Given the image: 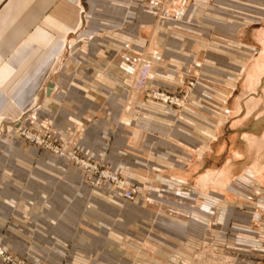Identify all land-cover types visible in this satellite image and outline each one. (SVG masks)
<instances>
[{"label":"crops","instance_id":"crops-1","mask_svg":"<svg viewBox=\"0 0 264 264\" xmlns=\"http://www.w3.org/2000/svg\"><path fill=\"white\" fill-rule=\"evenodd\" d=\"M144 65L146 86L137 90ZM254 65L258 81H245V93L264 75V0H163L160 7L149 0H0V232L11 220L45 225L47 239L31 247L42 264H202L196 259L205 246L183 221L212 233L233 224L236 199L252 218L264 209L262 140H247L251 162L216 171L229 156L231 127L223 133L222 122L264 101L238 99L237 111L230 101L237 76ZM155 88L177 95L186 88L184 107L151 100ZM31 114L50 123L55 143L68 145L64 173L56 156L17 135L14 123ZM74 153L143 192L146 201L127 209L139 219L133 232L118 217L121 190L85 188ZM38 157L49 172L28 183L65 184L69 195L55 187L47 193L61 210L25 213L9 203L22 191L10 185L26 184ZM241 227L249 236L236 240L241 249L260 252L264 228Z\"/></svg>","mask_w":264,"mask_h":264},{"label":"rangeland","instance_id":"rangeland-1","mask_svg":"<svg viewBox=\"0 0 264 264\" xmlns=\"http://www.w3.org/2000/svg\"><path fill=\"white\" fill-rule=\"evenodd\" d=\"M149 2L151 3V0H149ZM255 65H256V62H255ZM255 65L253 66V68H250L248 70V72H251V74L253 73L256 76L254 79V83L258 81V75L260 73V72L255 73V69H254ZM246 79H247V75L245 76V74L242 77L237 76L235 88L233 90V95L230 101L233 99L232 100L233 102L236 100V98H241L239 100L240 102L242 101L243 103V102L249 101L250 99L259 100L261 98H264V75L261 77L260 83L258 84V86L253 92L245 93L246 86L244 82L246 81ZM190 83L192 82H186L187 88L190 87ZM260 85L261 87H259ZM185 91H187L186 88L184 90V93H182L179 96L188 95L186 94ZM240 95H242V97H240ZM187 98H186V101H187ZM186 101L184 102V105ZM263 102L264 101H261L258 105H254V106L251 105L253 107V111L249 112L250 114L246 112V108L242 107L240 112L238 113L232 112L233 115L229 114L228 118H226L225 121L222 122L223 123L222 125L223 133L224 131H226L228 128L231 127L230 134L228 136V142H226V146L228 147L229 156L223 168L217 169L216 171H222V170H225V168L231 166L232 171L234 172L236 161L249 160L251 162L252 158H254L255 155L253 153H250V154L245 153L247 151V140H253L254 142L255 140L256 141L262 140V145H263L262 150H263V155H264V103ZM27 117L29 118L30 116L26 115L25 118ZM34 126L33 125L28 126L26 132H29L31 134L30 135L31 137L32 135L33 136L40 135L43 139L46 138L48 140L47 143H51V147H54L55 149L59 150V153H55L53 150H51L48 147L38 146L37 144L31 142L28 139L24 140L26 142V145L36 147V148H41L43 152H45V154L43 155L51 154V155L56 156L57 165L61 166V169H63L59 172L64 173L65 171V167H63L64 164H70V162H67L64 159V157L68 155L67 154L68 145H63V144L59 145L58 143H55L54 141L55 138L52 136V133L50 132L49 127L40 126L37 130H35ZM47 132L51 133L49 137H46ZM20 138L24 139L23 137H20ZM230 150L233 152L231 153ZM243 152H244V156H242ZM74 154L78 155L77 153H74ZM79 158L82 160H85L81 158V156H79ZM257 159L258 158H256V161ZM43 160L46 161L47 159L43 158ZM38 164H40L39 157L36 159V164L31 169L30 174H28L27 176L26 184L22 186L10 185L11 190L13 189V187H16V188L21 187L22 191L21 193H19L18 200H16L15 202L11 201L9 203L10 204L15 203L14 209L25 208L27 210L25 211V213H28V210L32 208L49 209L53 207L55 210L57 209L61 210L62 207L59 206L60 204L59 205L55 204L54 206H51L50 204L51 201L49 200L47 195L50 193L52 194V191H54V189L61 196L69 195V189L65 184H58V185L55 184L53 186H51V184H45V185H38L37 188L36 187L34 188V185H30L28 183L31 179L35 178V174L40 175V176H45L46 174L45 172L46 171L49 172L48 169L46 170L43 167L39 168ZM240 164L241 163L239 162L238 165ZM100 165L102 166V169L104 171L114 172L115 174H117L119 177L118 178L119 181L123 183V188L131 189L135 187L137 190V195L132 200H125V199L121 200L122 201V205H121L122 211L118 215V217L122 221H127L128 232H133V230L136 229L139 219L130 217V215L128 214V210L132 212L136 204L139 205L143 203L144 201H146V198L143 196L144 195L143 192L139 190V187L128 185L125 179L121 177L118 173L113 171L112 168L106 165H103L102 163H100ZM77 168L81 169L78 166ZM239 170L240 168L238 169V171ZM208 171L210 170H207L205 173H207ZM240 174H237L236 175L237 177L235 176V180L233 184L236 188L240 189L239 193L242 188L240 184L241 180L238 179ZM250 175L251 174H249V177ZM262 176L263 174L259 177L262 178ZM83 185L85 188H89L91 191L94 189L102 188L104 186L108 187L113 192L115 191L117 192V190H121L120 188H117L114 185H109L108 183H105L100 187L91 186L88 180L85 178V176L83 178ZM53 187L55 188L53 189ZM235 201L236 202H234L233 204V211H231L230 216L232 218L233 224H235V226L237 225L238 227H232L233 224H230L229 228H222L221 226L215 227L214 232L211 233V232L205 231L206 226H203L200 223L191 224L188 221L189 219H187L186 221H183L185 226L187 227L189 226L190 229L194 231L193 235L201 238V241L203 242V246H205V248L203 249L204 255L200 259L197 258L196 262L198 261L199 263H202V264H264V244L260 252L252 251V249L250 252H246L241 249L242 248L241 244L238 245V242L236 241L238 240V238L245 239L249 237L247 233L243 232V229L241 227L243 223L250 225L251 231H258L260 230V228H264V209L260 211L261 216L252 218L250 215L247 214V209L243 208V205H241L240 200L236 199ZM109 202L113 203L111 201ZM64 203L66 202L64 201ZM250 207L252 209L254 206L250 205ZM59 218L61 219L62 217L59 216ZM244 218L248 219L247 220L248 223H245L246 221L243 220ZM13 228H14V231H13ZM46 228L47 227L45 225H41V224L26 225L24 222L19 221V220L9 221L6 224V226L3 228L5 232L4 231L0 232V252H2V254H0V264H42L39 261L40 257L34 254L31 247L32 246L39 247L40 241H43V239H47L46 233H45ZM24 230L30 231V233L26 234V236L28 237L27 242H25L24 240H19L20 238L18 237V234H20V232ZM35 232L39 234V237L34 236L36 235ZM128 234H127V237L130 238L131 235H128ZM250 239H253L251 235H250ZM48 245L50 244L48 243ZM96 248L97 247L95 246L91 248L90 250L92 252L91 255L94 256L98 254ZM231 249L234 251H232ZM45 250L47 252V255H50V249L48 248Z\"/></svg>","mask_w":264,"mask_h":264},{"label":"built area","instance_id":"built-area-1","mask_svg":"<svg viewBox=\"0 0 264 264\" xmlns=\"http://www.w3.org/2000/svg\"><path fill=\"white\" fill-rule=\"evenodd\" d=\"M163 0H151V4L160 7ZM149 75V67L144 65L141 71L138 74L137 80L133 83V87L137 90H144L146 86V81ZM192 83H190V87H192ZM149 98L154 101H159L163 104L172 105L176 107L182 108L184 106V102L186 101L187 95L179 96L177 94H169L163 92L159 89H150L148 91ZM30 125H38V127H50V123L47 120H38L36 116L30 115L28 118H22L15 123L16 131L18 136L23 137L24 140L28 139L31 142L37 144L38 146L48 147L53 150L55 153H59V150L51 147V143H47L46 138H42L40 135L30 136L29 132H26L27 127ZM51 133L47 132V136L49 137ZM62 155V154H61ZM71 161L80 167L84 174L85 178L88 180L89 184L94 187H100L105 183L109 185H114L117 188L121 189L122 197L125 200H132L137 195V190L135 187L133 188H123V183L119 181V177L114 172L104 171L100 164H96L90 162L88 160H82L78 155L72 154ZM2 254V252H0Z\"/></svg>","mask_w":264,"mask_h":264},{"label":"bare ground","instance_id":"bare-ground-1","mask_svg":"<svg viewBox=\"0 0 264 264\" xmlns=\"http://www.w3.org/2000/svg\"><path fill=\"white\" fill-rule=\"evenodd\" d=\"M256 63L258 64L259 62H257L256 61ZM256 73V72H255ZM246 75H247V79H246V85L248 86V87H250V86H253L255 83H254V79H255V75L252 73L251 74V72H246ZM240 97H241V95H240ZM238 99H240V98H236V100L235 101H233V109H234V111H237L238 110V108H239V101H238ZM244 105V104H243ZM248 108V107H247ZM240 109V108H239Z\"/></svg>","mask_w":264,"mask_h":264},{"label":"water","instance_id":"water-1","mask_svg":"<svg viewBox=\"0 0 264 264\" xmlns=\"http://www.w3.org/2000/svg\"><path fill=\"white\" fill-rule=\"evenodd\" d=\"M54 88V84L53 83H48L47 87H46V95L49 96L51 94L52 89Z\"/></svg>","mask_w":264,"mask_h":264}]
</instances>
